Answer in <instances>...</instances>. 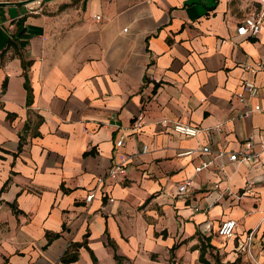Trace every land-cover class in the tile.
<instances>
[{"label":"crops","instance_id":"obj_1","mask_svg":"<svg viewBox=\"0 0 264 264\" xmlns=\"http://www.w3.org/2000/svg\"><path fill=\"white\" fill-rule=\"evenodd\" d=\"M263 7L0 0V264H214L210 247L264 241V154L213 152L264 137V25L237 31ZM245 80L259 94L242 101ZM177 121L202 130L181 134ZM203 145L213 151L178 155ZM121 153L128 173L98 184ZM204 159L212 165L177 194ZM251 181V194L225 193ZM227 218L238 219L230 238L219 234Z\"/></svg>","mask_w":264,"mask_h":264},{"label":"built area","instance_id":"obj_2","mask_svg":"<svg viewBox=\"0 0 264 264\" xmlns=\"http://www.w3.org/2000/svg\"><path fill=\"white\" fill-rule=\"evenodd\" d=\"M263 2L264 0H260ZM264 25V7L262 11L256 15L248 16L243 22L238 25L237 31L238 34L241 35H257ZM259 65L263 66V62H260ZM259 94V88L252 82L245 80L243 82V90L240 92L239 97L240 100L246 101L249 97H254ZM256 110L264 111V106L257 104L255 106ZM163 123H168V119L165 118L162 120ZM140 121H135L133 123L134 127L138 128L140 126ZM173 128L175 131L190 136H196L202 130L201 127L192 125L188 122L177 121L174 123ZM125 137L126 134L122 133L121 136L116 141V146L121 147L125 144ZM260 147L255 149V143L253 141H246L243 148L239 150H227L225 148H218L216 151L209 145H203L199 148H186L181 150L178 155L185 156V155H192L195 154L197 151L200 153L206 154L210 152H214L216 157H229L230 161H244V162H251L257 159H261L262 155L264 154V137L260 142ZM148 146L145 144L143 146V151H147ZM131 156L129 154L121 153L120 157L116 159L109 169L107 170L106 174L99 178L98 184H102L107 178H119L121 176H125L127 172V164L130 161ZM212 159H204L200 163L195 166L194 174L184 178L178 183L177 187V194H186L188 193L194 186V181L196 175H199L205 168H208L212 165ZM253 182H249L247 186L243 189V191L235 192L230 188L225 189V193L228 195H233L240 199L244 194H251L253 193ZM216 187L220 186V183L215 184ZM95 196V192L90 193L87 196L88 200H91L92 197ZM113 199V198H112ZM196 210H201L200 206L195 207ZM238 226V219L236 218H227L222 221L219 227V234L224 236L225 238L233 237L236 233V227Z\"/></svg>","mask_w":264,"mask_h":264},{"label":"rangeland","instance_id":"obj_3","mask_svg":"<svg viewBox=\"0 0 264 264\" xmlns=\"http://www.w3.org/2000/svg\"><path fill=\"white\" fill-rule=\"evenodd\" d=\"M212 236L224 242L214 229H212ZM255 239L249 241L247 249L244 251L229 250L230 252H228L225 250L226 247L219 249L210 247L209 257L214 264H264V241L259 239L254 241Z\"/></svg>","mask_w":264,"mask_h":264},{"label":"trees","instance_id":"obj_4","mask_svg":"<svg viewBox=\"0 0 264 264\" xmlns=\"http://www.w3.org/2000/svg\"><path fill=\"white\" fill-rule=\"evenodd\" d=\"M204 252H205V251H203V252H202V255H201V259H202V260H205V258H204ZM206 264H207V263H206Z\"/></svg>","mask_w":264,"mask_h":264}]
</instances>
